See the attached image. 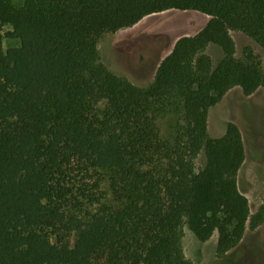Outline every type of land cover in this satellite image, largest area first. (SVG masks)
<instances>
[{
    "label": "trees",
    "instance_id": "1",
    "mask_svg": "<svg viewBox=\"0 0 264 264\" xmlns=\"http://www.w3.org/2000/svg\"><path fill=\"white\" fill-rule=\"evenodd\" d=\"M171 9L211 19L176 42L149 87L103 63L105 35ZM233 31L264 48V0H0V264H194L185 228L201 242L218 232L224 257L264 226V204L253 214L238 182L241 129L209 131L232 89H264L262 57L246 46L238 58ZM210 44L224 51L216 66ZM171 109L173 145L158 126ZM98 170L122 206L90 214Z\"/></svg>",
    "mask_w": 264,
    "mask_h": 264
},
{
    "label": "rangeland",
    "instance_id": "2",
    "mask_svg": "<svg viewBox=\"0 0 264 264\" xmlns=\"http://www.w3.org/2000/svg\"><path fill=\"white\" fill-rule=\"evenodd\" d=\"M166 25H168L166 18L154 17L148 19L143 27L145 32H148ZM132 33L137 31L134 30ZM233 33L237 41H235L236 47L239 49L238 58L242 57L244 47L251 46L262 57L264 63V48L260 44L243 32L233 31ZM143 41L146 42H142V45L150 43L157 47L159 44L156 40ZM4 44L6 49L14 45L8 40H4ZM106 105L107 101L100 103L101 108H105ZM179 121V114L174 109L168 110L158 118L161 136L171 145L174 144ZM229 122L236 123L244 137L247 157L239 172L238 182L242 193L250 201L252 213L255 214L264 204V89H260L252 96H246L241 88L236 87L221 103L211 108L209 131L213 138L223 137ZM195 164L197 171L205 167L206 156L203 152L195 159ZM89 185L98 200L94 204L88 203L87 213L95 214L107 208L122 206L114 195L107 171L98 170L94 179L89 180ZM218 237L219 234L216 232L209 241L201 242L185 228L183 246L186 256L194 264H264V226L255 230L248 229L241 243L224 257H219L217 253ZM72 241L75 242V238Z\"/></svg>",
    "mask_w": 264,
    "mask_h": 264
},
{
    "label": "crops",
    "instance_id": "3",
    "mask_svg": "<svg viewBox=\"0 0 264 264\" xmlns=\"http://www.w3.org/2000/svg\"><path fill=\"white\" fill-rule=\"evenodd\" d=\"M154 17L166 18L168 25L145 32L143 26ZM210 19L209 15L198 11L177 9L149 15L134 27L105 35L99 43L102 61L116 75L128 78L138 87L147 88L155 81L160 64L171 54L176 42L181 37L197 35ZM134 30L137 33H132ZM143 40H156L159 44L157 47L150 43L142 45L146 42ZM207 54L215 66L224 57L222 48L215 44L208 46Z\"/></svg>",
    "mask_w": 264,
    "mask_h": 264
}]
</instances>
